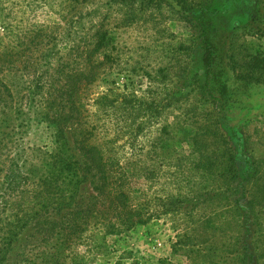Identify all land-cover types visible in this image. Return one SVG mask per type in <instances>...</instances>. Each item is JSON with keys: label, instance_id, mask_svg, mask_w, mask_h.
I'll use <instances>...</instances> for the list:
<instances>
[{"label": "rangeland", "instance_id": "rangeland-1", "mask_svg": "<svg viewBox=\"0 0 264 264\" xmlns=\"http://www.w3.org/2000/svg\"><path fill=\"white\" fill-rule=\"evenodd\" d=\"M199 1L186 5L194 13ZM158 4L0 0V52L9 60L0 70L8 88L0 104V264L40 262L42 226L27 213L45 205L41 176L61 147L47 105L65 75L89 64L95 77L80 81L78 122L105 158H118L142 220L103 240L88 233L76 247L87 264H264V84L237 77L252 55L264 65V0L252 16L240 4L205 17L209 73L192 22ZM194 136L216 160L212 172L195 166ZM90 179L79 203L95 193Z\"/></svg>", "mask_w": 264, "mask_h": 264}, {"label": "trees", "instance_id": "trees-1", "mask_svg": "<svg viewBox=\"0 0 264 264\" xmlns=\"http://www.w3.org/2000/svg\"><path fill=\"white\" fill-rule=\"evenodd\" d=\"M145 1L152 5L157 2V0ZM158 1V5H161V2H166L182 18L186 17L192 22L195 32L197 30L196 36L198 35L195 50L200 53L198 55L202 57L204 66L208 69L207 73H209L212 58L209 53L205 54V52L211 51L209 29L212 27V23L209 21L210 19L205 17L222 13L230 7L236 9V6L240 4H244L245 16H252V13L248 12H250L251 6L254 9L255 2L257 4V0H223L217 6L209 0H200L196 3L199 9L193 13L190 11L192 6H187L186 0ZM101 42L98 40L97 46H101ZM96 48L92 52H95ZM190 48L192 50V47ZM202 50L204 53L201 55ZM7 55L6 52H0V70L2 71L8 67ZM87 57L92 58V55L89 53ZM251 59L247 63V71L237 75V77L241 79L251 78L257 83L264 84V65L259 63L260 59L256 55H252ZM261 61L264 60L261 59ZM93 69L94 67L89 64L87 71L80 70L65 75L64 83H61L57 88L60 95L49 100L47 105L48 112H51V121L48 120L57 126V136L61 147L60 152H55L50 156L48 167L45 168V172L41 176L42 181L39 187L43 185L41 189L45 190L44 193H40L45 200V205H42L40 211L33 209L27 213L33 222L42 226V230H39L38 233L44 241L43 244H45V248L40 252V262L36 263L32 259L30 264H87L83 253L76 251V247L86 238L88 233H92L95 237L103 240L107 233L117 232L122 227L130 229L137 223L136 218H138V222L142 220L141 214L131 205L127 179L118 158L113 154L105 158L102 148L90 143L91 131L82 128L78 122L79 107L83 106L80 101L76 103L81 89L80 81L85 79L91 82L95 77ZM6 90H8L7 86L0 83L1 105L7 104V99L2 96ZM209 98L211 102L214 101L219 104L220 108L217 105L219 110H225L221 109L225 105L218 102L219 98L213 94ZM100 99L104 105H113L114 100H109L105 95L100 96ZM147 107H152V105ZM1 118L0 123L6 124L5 117ZM73 121L77 122V126L71 127ZM67 132L75 143L79 158L73 159L75 153L73 148L69 146ZM230 136L233 139L240 137L234 132ZM60 140L62 141L60 142ZM191 145L193 152L197 151L198 156L195 166L198 169L212 172L216 163V160H212V154L200 152L199 146L202 144L198 142L195 136L192 138ZM57 154L63 158H58ZM227 160H230L229 164H233L234 157L230 155ZM247 170L243 173L244 179L249 174ZM91 177L95 182L93 187L95 193L90 196L88 201L83 204L79 203L77 196L82 185L85 181L91 180ZM34 190H39V188L35 187ZM35 193L38 195L37 191ZM250 205L251 202L248 201L249 208ZM31 229L36 230L35 225H31ZM24 264L29 263L25 262Z\"/></svg>", "mask_w": 264, "mask_h": 264}]
</instances>
